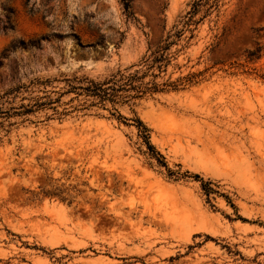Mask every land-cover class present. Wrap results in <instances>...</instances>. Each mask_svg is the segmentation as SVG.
I'll return each instance as SVG.
<instances>
[{"label": "rangeland", "instance_id": "rangeland-1", "mask_svg": "<svg viewBox=\"0 0 264 264\" xmlns=\"http://www.w3.org/2000/svg\"><path fill=\"white\" fill-rule=\"evenodd\" d=\"M192 2L0 0V92L104 78ZM170 51L163 79L192 82L119 106L126 123L93 107L0 126V264H264V0H220Z\"/></svg>", "mask_w": 264, "mask_h": 264}, {"label": "trees", "instance_id": "trees-1", "mask_svg": "<svg viewBox=\"0 0 264 264\" xmlns=\"http://www.w3.org/2000/svg\"><path fill=\"white\" fill-rule=\"evenodd\" d=\"M219 1L193 0L191 9L167 31L165 38L154 49L149 50L137 62L117 69L104 78H92L86 75L64 76L62 79L34 78L28 84H19L0 92V126L6 123L12 125L11 118L32 114L38 110L50 109L53 114L64 116L73 111H86L93 107L109 110L112 116L123 119L126 123L128 118L119 113V106H132L156 94L180 90L186 83L192 82L194 75L176 80L163 79L174 60V54L170 50L172 46L182 41L187 43L192 39L198 24L212 9L217 8ZM121 2L129 15V0H121ZM201 12L203 14L197 17ZM54 80L63 82L61 91L47 89ZM36 92L42 94H35ZM70 94L73 96L63 102L62 97ZM18 98L20 102L15 104ZM25 100L28 102H24ZM74 101L77 102L73 104ZM68 104L69 107L59 110L60 106ZM131 120L152 155L157 154L162 157L149 141L148 127L138 117ZM194 176L200 178L198 175ZM203 188L208 193L213 191L207 188L206 183Z\"/></svg>", "mask_w": 264, "mask_h": 264}]
</instances>
